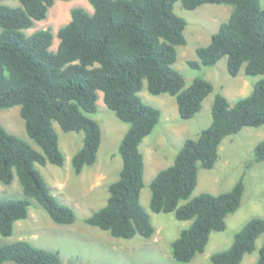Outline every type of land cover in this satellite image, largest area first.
Wrapping results in <instances>:
<instances>
[{"label": "trees", "instance_id": "obj_1", "mask_svg": "<svg viewBox=\"0 0 264 264\" xmlns=\"http://www.w3.org/2000/svg\"><path fill=\"white\" fill-rule=\"evenodd\" d=\"M1 1L0 109L19 106L25 132L38 149L0 124V181L10 184L15 176L22 191L21 197L0 198V236H10L15 222L27 217L31 199L54 222L74 221L72 208L51 194L36 164L64 163L54 122L64 131L83 133L82 145L70 159L73 172L80 174L85 166L95 163L102 131L89 114L96 111L100 90L107 107L128 127L117 148L121 158L118 176L107 187L105 204L85 222L114 237H151L155 229L140 201L144 156L139 145L158 122L161 111L143 102L139 91L145 81L150 93L173 95L182 119L193 117L212 91L211 82L202 77H194L184 87L182 73L172 67L176 46L186 42V20L173 10L177 0H88L90 9H70L69 20L57 30L56 50L50 49L51 29L30 34L24 31L34 20L44 19L55 0H19V6ZM179 1L186 9L205 3L232 6L209 43L196 47V58L187 60L190 67L210 66L225 56L231 76L240 68L246 75L261 76L252 90L233 104L216 93L210 124L196 138L185 139L173 162L149 183L151 211L172 212L178 220L190 221L170 247L171 256L186 263L204 251L212 231L224 230L226 216L240 206L242 176L226 191L189 197L197 184L198 169L213 167L224 137L244 126H264V6L260 0ZM253 160H264V138L255 144ZM181 200L184 202L179 203ZM262 233L264 217L248 219L233 234L229 247L213 252L210 260L214 264H240ZM7 260L62 264L57 251L24 239L0 244V264ZM253 264H264V242Z\"/></svg>", "mask_w": 264, "mask_h": 264}, {"label": "rangeland", "instance_id": "obj_2", "mask_svg": "<svg viewBox=\"0 0 264 264\" xmlns=\"http://www.w3.org/2000/svg\"><path fill=\"white\" fill-rule=\"evenodd\" d=\"M1 3L10 6L20 4L19 0H2ZM260 4L264 6V0H260ZM74 6L90 8L88 0H55L46 17L34 20L32 27L24 30L25 33L30 34L41 28L51 29L53 39L50 49L56 50L57 30L69 20L70 9ZM173 10L186 20V42L176 46L177 55L172 67L182 73L184 87H187L194 77H202L211 82L212 91L202 101L200 110L188 119L179 116L173 95L152 94L148 91L145 81L139 91L143 102L161 111L158 122L139 145L144 156L140 201L149 213L155 229L152 236L143 238L136 234L132 238L114 237L107 230L85 222L87 216L105 204L107 187L118 176L121 158L117 148L128 127L127 123L119 120L107 107L102 99V92L98 90L96 111L89 114L99 123L102 131L95 163L85 166L80 174H75L70 159L81 147L83 133L64 131L54 122L59 147L64 154V163L62 166L51 163L44 166L36 164L51 194L59 202L72 208L74 221L69 224L54 222L44 208L31 199L27 217L15 222L10 236H0V244L20 239L28 240L37 247L57 251L62 264H214L210 255L229 247L233 234L248 219L264 217V160H253V148L264 138L263 125L244 126L238 132L224 137L218 146V157L213 167L198 169L197 184L189 198L202 192L218 194L226 191L241 176L244 192L238 209L226 216L224 230L212 231L204 251L195 254L191 261L181 263L171 256L170 251L171 242L190 221L178 220L172 212L158 213L149 208L150 181L159 170L173 162L185 139L196 138L200 131L210 124V108L214 95L222 93L229 103L233 104L237 98L246 96L261 77L246 75L242 68L237 75L231 76L226 69L225 56L210 66L193 68L187 64L188 59L196 58V47L207 45L211 34L228 18L232 10L231 5L205 3L195 9H186L177 0ZM0 124L38 149L25 132L18 105L0 109ZM21 196V187L15 176L10 184L0 181V198ZM182 202L184 200L179 203ZM263 242L264 233L258 235L254 250L244 254L240 264H253ZM2 264L15 263L7 260Z\"/></svg>", "mask_w": 264, "mask_h": 264}, {"label": "crops", "instance_id": "obj_3", "mask_svg": "<svg viewBox=\"0 0 264 264\" xmlns=\"http://www.w3.org/2000/svg\"><path fill=\"white\" fill-rule=\"evenodd\" d=\"M90 8H91V7H90ZM90 8H89V9H90ZM86 9H88V8H86Z\"/></svg>", "mask_w": 264, "mask_h": 264}]
</instances>
